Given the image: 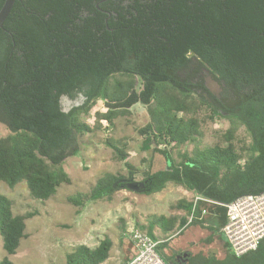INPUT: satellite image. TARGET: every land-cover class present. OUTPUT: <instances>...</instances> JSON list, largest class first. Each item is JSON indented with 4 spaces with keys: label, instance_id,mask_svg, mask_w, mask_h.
<instances>
[{
    "label": "trees",
    "instance_id": "1",
    "mask_svg": "<svg viewBox=\"0 0 264 264\" xmlns=\"http://www.w3.org/2000/svg\"><path fill=\"white\" fill-rule=\"evenodd\" d=\"M5 1L0 0V10ZM206 76L220 92L207 86ZM63 97L83 103L65 112ZM99 101L105 112L97 109ZM138 104L149 119L136 129L141 150L163 156L167 166L145 172V188L136 194L151 196L169 183L223 205L263 194L264 0L15 2L0 29V124L9 131L0 138V182L10 188L26 183L34 199L50 200L72 182L63 163L81 153V137L101 131L103 122L110 128L129 118ZM221 119L230 128L217 143L175 160L173 151L194 141L203 123ZM240 127L248 143L238 136ZM106 145L113 161L136 176L126 144L108 139ZM123 178L107 174L88 195L69 202H110L118 191H129L123 183L113 187ZM223 205L199 203L188 223L193 203L183 200L176 208L184 216H151L149 228L138 226L153 239L155 227L174 235L158 247L167 264H264V239L255 251L235 255L222 233ZM204 207L208 216L201 219ZM30 217L16 215L12 201L0 194V236L7 254L0 264H13L8 257L25 239ZM194 227L200 235L212 234L199 249L168 255L173 241ZM216 236L228 250L223 258L207 251ZM120 242L131 259L132 242L125 236ZM113 247L108 237L93 249L81 245L66 256V264H103Z\"/></svg>",
    "mask_w": 264,
    "mask_h": 264
},
{
    "label": "rangeland",
    "instance_id": "2",
    "mask_svg": "<svg viewBox=\"0 0 264 264\" xmlns=\"http://www.w3.org/2000/svg\"><path fill=\"white\" fill-rule=\"evenodd\" d=\"M206 83L213 92H220L219 86L211 77L206 76ZM62 103L63 108L68 110L81 105L83 99L71 101L63 98ZM97 109L106 111L102 101L97 103ZM87 121L92 124L94 118H88ZM148 121L145 107L138 104L132 108V116L129 118L117 119L110 128H106L107 123L103 122L104 128L101 131L82 136L81 153L63 163V168L71 177V184L59 187L57 193L48 201L34 199L26 183L10 188L0 182V194L12 201L14 213L32 214L26 221L25 239L22 240L17 253L8 257L13 264H66V256L77 247L83 245L95 248L106 237L112 239L115 244L112 251L114 259L107 264L123 263L119 262L121 253L118 251L121 247V237L125 236L129 240L131 230L140 229L138 225H141V218H146L148 223L150 216L172 215L179 210L176 208L179 201L193 200L192 193L171 184L153 197L123 190L118 191L110 202L83 199L81 206L69 202V199L88 195L98 179L107 174L123 175L126 178L129 176L122 163L113 161L112 150L106 145L108 139L114 143L126 144L129 161L139 170L135 176L137 180H142L145 172L166 168L167 163L163 156L141 150L142 138L136 129L146 125ZM228 128L230 123L226 119L203 123L200 135L194 141L175 149L173 157L179 161L180 154L194 156L197 150L213 146ZM8 134V129L0 124V138ZM238 136L241 140L249 142L244 127L239 128ZM209 234L212 233L205 231L201 238ZM159 238L162 236L159 235ZM215 248L219 249L217 246ZM5 257L7 254L0 236V263Z\"/></svg>",
    "mask_w": 264,
    "mask_h": 264
},
{
    "label": "built area",
    "instance_id": "3",
    "mask_svg": "<svg viewBox=\"0 0 264 264\" xmlns=\"http://www.w3.org/2000/svg\"><path fill=\"white\" fill-rule=\"evenodd\" d=\"M193 210L188 223L195 218L196 207L199 203L219 204L208 201L199 195H193ZM227 209V223L222 228L225 239L233 252L240 257L255 251L264 239V193L261 195H246L223 205ZM208 209L204 207L201 216H207ZM131 241L134 256L121 264H167L158 252L162 241L153 239L147 232L133 228Z\"/></svg>",
    "mask_w": 264,
    "mask_h": 264
},
{
    "label": "crops",
    "instance_id": "4",
    "mask_svg": "<svg viewBox=\"0 0 264 264\" xmlns=\"http://www.w3.org/2000/svg\"><path fill=\"white\" fill-rule=\"evenodd\" d=\"M169 185H171V183H169L168 185H167V187L169 186ZM166 187V188H167ZM165 188V189H166ZM164 189V190H165ZM163 190V191H164ZM188 192V191H187ZM161 193V192H160ZM160 193H157V194H160ZM188 193H190V192H188ZM157 194H154V195H151V196H146V197H153V196H155V195H157ZM193 194V193H192ZM193 195H195V194H193ZM142 196H144V195H142ZM190 202H192V201H190ZM184 210H178L177 212H174V214H172V215H179V216H184ZM155 216V215H154ZM161 216V215H160ZM165 216H169V215H165ZM208 216V215H207ZM207 216H204V217H200L201 219H204V218H206ZM150 219H148V223H147V219L146 218H141V226H143V225H147V226H144V227H146V228H149V225H150V223H151V216L149 217ZM187 218H189V215L187 216ZM142 223H145V224H143L142 225ZM188 224V223H187ZM141 230V229H140ZM142 231H144V230H142ZM144 232H147V230L146 231H144ZM153 233H154V235L157 237V240H160V241H162V243L163 242H167V241H169L170 239H172L173 237H174V235L172 234V233H168V234H165V233H163L158 227H155L154 229H153ZM200 232H199V230L196 228V227H194V228H190L187 232H185L182 236H179V237H177L176 238V240H174L173 241V243L169 246V247H171V249L169 248V249H166V253L169 255V254H172V252L174 251V252H179V251H185V250H188V249H199L200 247H201V243L205 240V239H207L208 238V236H205V238L204 239H201V235L199 234ZM159 235L160 236H162V238L160 239L159 238ZM197 235H198V237H197ZM131 235L129 234L128 235V239L131 241V237H130ZM132 242V241H131ZM201 244V245H200ZM219 247V249H216V248H214V247ZM97 247V246H96ZM95 247V248H96ZM114 247H115V244H114ZM114 247H113V249H114ZM127 248V247H126ZM93 249V248H92ZM124 248H122V247H120V249L118 250L119 251V254L121 253V256H120V258H119V262H125V261H127L128 260V258L129 257H131V255H132V252L130 251V249L128 248V250L127 249H125V250H123ZM171 250H173V251H171ZM113 251V250H112ZM207 251L208 252H210V251H213V252H215L216 254H217V256L219 257V258H223V257H225V255H226V253L228 252V250L225 248V246H224V241H223V239H220V237L219 236H216V240H215V242L211 245V247H209L208 249H207ZM114 259V256H113V252H111V256H110V258L105 262V263H103V264H107V263H109L111 260H113ZM121 264V263H120Z\"/></svg>",
    "mask_w": 264,
    "mask_h": 264
},
{
    "label": "water",
    "instance_id": "5",
    "mask_svg": "<svg viewBox=\"0 0 264 264\" xmlns=\"http://www.w3.org/2000/svg\"><path fill=\"white\" fill-rule=\"evenodd\" d=\"M17 0H6L2 9L0 10V29L4 28V24L10 15L15 2ZM106 1V0H103ZM64 99L68 97H63ZM70 109L66 110L64 109L65 112H68ZM120 183H123L126 185L127 189L133 193H140L144 190L145 188V183L144 182H138L134 180V177H128V178H123L115 182L113 185L114 188H116Z\"/></svg>",
    "mask_w": 264,
    "mask_h": 264
},
{
    "label": "flooded vegetation",
    "instance_id": "6",
    "mask_svg": "<svg viewBox=\"0 0 264 264\" xmlns=\"http://www.w3.org/2000/svg\"><path fill=\"white\" fill-rule=\"evenodd\" d=\"M62 106H63V103H62ZM63 107H64V106H63ZM128 177H134V180H135V181H138V182H143L142 180H140V181H139V180H137V179L135 178V176H130V175H129ZM128 177H127V178H128Z\"/></svg>",
    "mask_w": 264,
    "mask_h": 264
}]
</instances>
